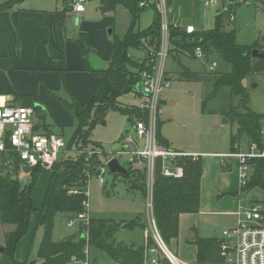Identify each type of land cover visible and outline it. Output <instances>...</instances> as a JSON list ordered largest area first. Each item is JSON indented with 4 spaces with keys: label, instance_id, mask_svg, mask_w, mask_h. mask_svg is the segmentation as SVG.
I'll list each match as a JSON object with an SVG mask.
<instances>
[{
    "label": "trees",
    "instance_id": "16d2710c",
    "mask_svg": "<svg viewBox=\"0 0 264 264\" xmlns=\"http://www.w3.org/2000/svg\"><path fill=\"white\" fill-rule=\"evenodd\" d=\"M23 0H12L10 5ZM141 0H102L103 13L115 11L119 5L125 6L131 15V23L126 34L121 37L113 34V53L108 65L93 73L100 78L98 89L88 101L77 99L67 84L69 97H59L64 107L75 121L71 136L67 139L70 150L91 149L104 147L91 139L92 132L98 124H105L107 115L111 111H120L128 116L131 124L138 118L145 117L137 105H128L120 102L119 98L126 93L135 92L140 95L138 86L143 80V72L152 51L158 50L161 43V18L154 10L152 25L147 29H140L138 22L140 16L147 8L140 6ZM229 15L226 13L216 15L215 25L212 29L187 33L185 29L170 25V52L185 53L194 57L195 49L202 47L206 55H215L230 63L229 71H208L198 73L182 65L180 77L203 84V110H207L208 103L222 98L217 108L209 110L210 113H220L237 129L231 134V150L247 139L249 146L252 143L262 149L264 146L262 130L264 128V113L256 112L249 106V94L245 86V79L250 75L264 72V59L253 57L252 50L258 48L257 44H241L237 41V31L229 28ZM133 48H144L146 57L139 61L131 55ZM17 98H23V105L34 106L33 98L15 92ZM226 97V99H224ZM43 123L36 121L34 129L45 133H54L45 121V115L38 116ZM159 123V122H158ZM61 135V134H59ZM63 136V135H61ZM158 140L170 148L162 136L158 124ZM105 150V149H104ZM2 171L0 173V219L3 223L15 225V229L7 234L5 251L12 257L13 264H70L73 257L78 260L85 258L87 240L83 236L82 227L75 233L61 240H53L55 218L62 213L69 218L84 210L83 193L70 194L71 187L83 190L87 185L89 171L92 175L98 173L97 167L103 163L105 155H94L87 159V154L70 155L57 162L52 168L49 184L43 204L37 216V225L44 229L36 259L19 261L15 258V250L20 239L27 233L30 226V214L34 209L32 191L38 181V171L35 168L30 173L31 183L23 185L19 174L21 161L17 156L0 153ZM184 166L182 178L168 177L161 173L160 161L156 168L153 187V213L160 233L166 243L179 236L180 215L183 213H197L201 207V178L203 175L202 159L192 160L181 157L177 161ZM251 177L245 190L255 187L264 189V158H253L249 161ZM130 174L127 177L130 189H138L142 195L147 196L146 170H136L140 175L137 179L133 172V162L126 163ZM115 176L123 175L113 173ZM140 216L138 217V219ZM133 224L137 219L132 220ZM120 225L112 218L91 217L89 225V242L99 246L120 264H144V255L147 249L156 244L152 237H148L145 245L137 248L121 246L119 251L111 247L108 238ZM106 236V239L103 238ZM222 239L217 237L198 236L195 243L198 246L197 261L199 264H219L220 244ZM108 243V244H107ZM134 247V246H133ZM160 264H170L166 258L157 257Z\"/></svg>",
    "mask_w": 264,
    "mask_h": 264
},
{
    "label": "rangeland",
    "instance_id": "374dc122",
    "mask_svg": "<svg viewBox=\"0 0 264 264\" xmlns=\"http://www.w3.org/2000/svg\"><path fill=\"white\" fill-rule=\"evenodd\" d=\"M99 6L100 0L88 1L86 4L87 10L83 13V16L72 15L67 19V40L70 42L71 48L69 49L68 58L63 62L65 64L68 62L67 65H70L69 67L77 69L78 66L83 64V58L89 60L88 54L94 53L89 51V49L97 47L100 50L110 52L111 46L108 42H112L113 36L109 33V30L114 29L118 35H124L131 23L130 13L125 6L121 5L123 7L118 8L117 12L105 14L97 11ZM231 10L234 19L229 20V28L236 29L237 41L241 44H257L264 50V2L253 1L250 5L239 3L232 6ZM207 11L203 23L208 28L214 24L217 8L211 7ZM153 12V9H148L141 14L138 22V26L141 29L151 24ZM130 53L134 57L141 59L144 58L146 50L144 48H133ZM213 61L217 62L215 71H229L231 69L230 63L215 55L196 58L175 52L171 53L166 60L165 69L171 74L170 85L161 93L158 124L160 132L170 148L198 151L199 153H227L231 151V134L237 129L236 123L230 122L227 117L220 113L209 112V110L217 108L222 98L219 97L209 102L207 110L204 111L202 106L203 84L198 81L179 78V71L182 65L189 67L192 71L202 73L209 71V66ZM78 69L85 74L81 82L83 85L81 88L86 91L93 90L95 85L93 73L84 68ZM245 86L249 94L250 108L256 112L264 113V72L247 77ZM55 93L57 98L69 97L64 86L63 90H58ZM78 95V98L87 97L82 94ZM42 97L45 98L44 95ZM120 100L124 104H129L130 102L139 104L141 101L140 98L134 96L133 92L123 94ZM47 109L44 119L58 127L51 125V131L63 135L67 140L74 129L73 123L75 121L72 115L63 105L53 100L49 101ZM225 120L228 122H225ZM36 121L43 123V119L38 116H36ZM59 124H64L65 126H58ZM128 130H131V122L128 116L120 111H111L107 115L106 123L98 124L94 128L91 139L100 143L108 152L116 151L119 148L121 138ZM219 158L214 154L202 157L204 169L206 167L204 173L207 174L201 188L203 204L200 208L202 210H226L238 205V202L233 199L236 195V189H240L235 172L238 163L236 162V165H233L235 161L230 160L231 167L223 169L218 162ZM126 159L125 156H122L120 160L124 162ZM1 167L2 160L0 157V173L2 171ZM133 169L134 175L139 179L140 175L137 171H142L144 167L133 164ZM224 172H226L225 176L227 177L224 176ZM50 175L51 171L49 169L40 168L38 171V181L32 191L34 209L30 214V226L27 233L18 242L15 250V258L19 261H24L25 259L39 260L38 251L44 229L42 225H37V216L44 201ZM19 178L23 185L30 184L32 180L30 174L26 175L22 171H20ZM106 178L107 182L104 184H101L96 176L92 177L89 182V209L91 216L96 219L112 218L120 222V225L108 238V241L106 236H103V238L110 242L111 247L117 251L123 245L129 248L145 245L148 237H152L151 234L155 226L158 228L153 209L149 210L147 207V196L144 197L138 189H129V181L124 175L115 177L112 172H109ZM229 184L235 189L223 195L222 188L224 189ZM223 197H227L226 201L228 203L219 205L218 202ZM260 202L264 206V199H261ZM139 216L140 218L138 219ZM134 219H137L136 224L132 223ZM233 220L234 218L230 215L214 212L185 214L180 221L182 232L177 239L167 243L168 248L178 258H182L184 257V252L192 251L188 244L184 245V243L193 233L194 225L202 233H206V236L220 238L224 228L230 226ZM206 221L208 222L207 228L203 226V222ZM14 229L15 225L3 223L0 219V264H13L12 257L8 251H5V247L7 234ZM147 229L148 237L145 234ZM76 231H78L77 225L69 226L67 216L62 213L56 215L53 240H61ZM178 244H180V250L177 249ZM153 248L156 251L148 252L147 255H144V262L146 259L149 262L153 256L166 258L157 244ZM2 249L4 250L2 251ZM89 258L95 264H120L108 251L93 245L91 241L89 242Z\"/></svg>",
    "mask_w": 264,
    "mask_h": 264
},
{
    "label": "built area",
    "instance_id": "2783aa9c",
    "mask_svg": "<svg viewBox=\"0 0 264 264\" xmlns=\"http://www.w3.org/2000/svg\"><path fill=\"white\" fill-rule=\"evenodd\" d=\"M89 0H71L70 10L73 14L81 16L86 12V4ZM253 1L264 2V0H200L205 8L216 7L217 15L226 13L229 19H234L232 6L241 4L250 5ZM170 0H141L140 6L156 10L161 18V43L158 50L152 51L147 63V69L143 72V80L138 86L141 101L137 106L143 111L145 117L138 118L131 124L116 151L108 152L103 148L70 150L67 140L56 133H45L34 129L36 123V111L34 106L9 105L0 95V153L17 156L21 161L22 173L29 175L35 168H46L52 170L57 162L70 155L87 154V159L94 155H105L103 163L97 167V172L92 175L87 172L88 180L86 187L81 190L77 187L69 189L70 194L83 193L85 198L82 202L84 210L68 219V225H77V230L82 227L83 236L87 240L85 247V258L78 260L73 257L74 264H94L89 258V225L91 221L89 204V182L92 177H97L101 184L107 182L106 175L111 172L108 162L117 157L125 156V166L128 161L141 165L146 170L147 185V207L153 209V187L155 182L158 161L161 165V173L168 177L182 178L184 166L177 161L181 157H189L192 160L202 159L207 153L176 151L161 144L158 140V109L163 90L170 85L165 63L170 52ZM187 33L196 32L194 25L184 28ZM205 50L198 46L194 51V57H206ZM217 62L213 61L209 71H215ZM136 94L135 92H133ZM264 142V128L262 130ZM221 158L222 167H231L230 160H236L239 173L240 190L244 191L251 177V166L249 161L253 158H264V146L260 149L257 144L252 143L248 151L241 150L239 144L236 150L227 153H216ZM230 161V162H229ZM31 167V172H26L22 165ZM238 220L235 226L226 228L222 232L220 244L219 264H264V206L260 201L248 204L241 203L234 212ZM148 237V229L146 230ZM154 242L162 251L170 264H188L178 258L163 239L159 229L155 226L151 234ZM155 248L147 249L155 252ZM144 264H160L157 256L145 260Z\"/></svg>",
    "mask_w": 264,
    "mask_h": 264
},
{
    "label": "crops",
    "instance_id": "0c3cea01",
    "mask_svg": "<svg viewBox=\"0 0 264 264\" xmlns=\"http://www.w3.org/2000/svg\"><path fill=\"white\" fill-rule=\"evenodd\" d=\"M11 1L12 0H0V95L9 105H23L22 102L24 99L17 98L15 92H18L22 96H26V97L31 96L35 103H40L41 105L44 106L46 110L44 115H46L47 113L49 101L53 100L63 105L60 99L55 96L56 95L55 92H57L58 90H63V86L64 89L66 90L65 83L67 84V86L69 87V89L77 99H79L80 101H88L95 93V91L98 89L100 83V78L93 73V70L96 69H93L90 59L87 60V58H83V64L78 66V68H84L85 70L91 71L93 73L95 79L94 80L95 85L93 84L94 89L90 91H86L83 88H81V86H83L81 82L82 79L85 77V74L78 68L76 69L69 67L70 65H67L68 62H66V64L63 62L65 59L68 58L67 56L69 55V49L71 48L70 46L71 44L67 40V25H66L67 19L70 18V16L75 15L70 10L71 0H23L18 3H14L10 5ZM101 2L102 0H100V6L97 7V11L101 14H105L101 11V4H102ZM120 7L123 6L119 5L115 11H110L106 13L117 12L118 8ZM207 9L208 8H205L203 4L200 2V0H170L169 2L170 24L176 27H180L182 29H184L185 26L192 24L195 26L197 31L212 29L215 25V19L217 14L215 15L213 26L207 28L204 26L203 23L204 18L208 12ZM81 16H83V14ZM153 19H154V12H153ZM152 23L153 20L149 26L143 29L149 28L152 25ZM109 33L112 34L113 36V34L115 33L114 29H110ZM124 35H119V36L123 37ZM108 43H110L111 46L110 52L107 50L105 51L100 50L97 47H95L94 49H89V51L94 52V54L98 55L105 62L106 66L108 65L109 61L112 58L113 39L112 42H108ZM89 54H88V58H89ZM182 54L190 56L185 53H180V55ZM145 57L146 54L144 58ZM144 58L141 59L136 58V59L142 61ZM167 75L168 78L170 79L171 74L168 71H167ZM179 78L182 79L180 77V71H179ZM78 94H82L87 97L78 98L77 97L79 96ZM43 95L45 96V98L42 97ZM134 96L140 98L141 100L140 95L134 94ZM120 102L123 103L121 100ZM128 105H137V104H133L132 102H130ZM45 121L47 124H49L50 128H52L51 125L56 126L53 123L47 121L46 119ZM62 125L65 126L64 124H59L58 126H62ZM239 146L243 151L249 150V144L247 139H243V141L239 144ZM171 149L176 151L199 153L198 151L181 150V149H173V148ZM217 153H221V152H217ZM208 154L215 155L216 153L214 152L207 153V155ZM234 161L235 163H233V165L234 164L236 165L237 161L236 160ZM218 162L222 167L220 158L218 159ZM202 163H203V159H202ZM205 169L203 163L201 188L204 179L207 177L206 176L207 174L204 173ZM235 172L237 174V178L239 181L238 169H236ZM225 175L226 172H224V176ZM234 189L235 188L229 184L228 186L224 187V189L222 188L221 191L224 192L223 193L224 195L225 193H229L231 192V190ZM256 189H258V191H256ZM235 194L236 195L235 197H233V199H235L236 202H238L237 207H234L232 209H226V210L222 209V210H213V211H206L200 208L199 213L214 212L222 215L225 214L232 216L234 218L233 223L230 226L224 228L226 229L236 225L238 218L234 214V212L237 210V208L241 203L248 204L253 201H260L261 199H264V189H261L260 187H255L253 189L244 190V191H241L240 189H236ZM226 198L227 197H223L222 200L218 202V204L226 205L228 203L226 201ZM202 204H203V200L201 198V206ZM185 214L188 213H183L180 215V221L182 220V217ZM203 226L207 228L208 222L207 221L203 222ZM181 229L182 228L180 223L179 236L182 232ZM193 229H194L193 233L190 235L188 239L185 240L184 243V245L187 243L190 249H192V251L184 252L183 253L184 257L180 259L188 264H199L197 261L198 246L196 245L195 241L198 236L201 237H211V236H206V233H202L195 225L193 226ZM220 239H222V235ZM179 246L180 244H178L177 247L178 250H180ZM70 264H74V263H70Z\"/></svg>",
    "mask_w": 264,
    "mask_h": 264
},
{
    "label": "water",
    "instance_id": "95a60500",
    "mask_svg": "<svg viewBox=\"0 0 264 264\" xmlns=\"http://www.w3.org/2000/svg\"><path fill=\"white\" fill-rule=\"evenodd\" d=\"M252 56L264 59V52H262L258 48H254L252 50ZM89 59L91 61L93 69L99 70V69H103L106 67L105 62L98 55H96L94 53L89 54ZM34 107H35V111H36L37 116H42L45 114L46 110H45L44 106L41 105L40 103H35ZM225 122H227V121L225 120ZM108 166H109V169L112 173H120V174H123L125 176H128L130 174L129 168L127 166H125L124 164H122L120 159L117 157H113L108 162ZM22 167L26 172H28V173L31 172L30 166L23 164ZM3 250L4 249H2V251Z\"/></svg>",
    "mask_w": 264,
    "mask_h": 264
}]
</instances>
